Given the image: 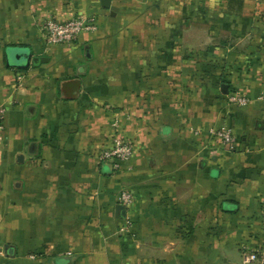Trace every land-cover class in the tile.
<instances>
[{
	"label": "crops",
	"instance_id": "obj_1",
	"mask_svg": "<svg viewBox=\"0 0 264 264\" xmlns=\"http://www.w3.org/2000/svg\"><path fill=\"white\" fill-rule=\"evenodd\" d=\"M100 1L0 0V264H239L264 202V0ZM77 16L96 30L48 47L44 22ZM115 135L119 170L97 160Z\"/></svg>",
	"mask_w": 264,
	"mask_h": 264
},
{
	"label": "built area",
	"instance_id": "obj_2",
	"mask_svg": "<svg viewBox=\"0 0 264 264\" xmlns=\"http://www.w3.org/2000/svg\"><path fill=\"white\" fill-rule=\"evenodd\" d=\"M96 23L93 17L77 16L68 20L60 21L55 18H48L43 24V38L48 47L51 46H70L80 34L84 32H94ZM249 98L238 93H231L228 96V102L235 106H246ZM6 108L0 106V143L3 141L5 131L4 118ZM112 127H116L114 122ZM195 132L194 134H197ZM207 134L221 141L224 147L233 149L235 146L231 129H208ZM133 155V145L127 139L115 135L111 139V147L100 151L97 155L98 161H110L114 170L121 169L126 165ZM133 198L128 191H121L117 196V203L123 205L126 209L132 204ZM132 222L128 217L123 219L117 232L119 234L128 233ZM239 264H264V202L260 211V233L257 245H244L240 251Z\"/></svg>",
	"mask_w": 264,
	"mask_h": 264
},
{
	"label": "water",
	"instance_id": "obj_3",
	"mask_svg": "<svg viewBox=\"0 0 264 264\" xmlns=\"http://www.w3.org/2000/svg\"><path fill=\"white\" fill-rule=\"evenodd\" d=\"M101 6L104 8L109 7L110 0H101ZM7 64L17 67L36 66L39 63L46 62L47 58L32 57L30 50L27 48H11L6 50ZM223 92H226L225 86H222ZM19 158V157H18ZM21 158V157H20ZM115 215L118 219H125L126 208L123 205L115 207Z\"/></svg>",
	"mask_w": 264,
	"mask_h": 264
},
{
	"label": "rangeland",
	"instance_id": "obj_4",
	"mask_svg": "<svg viewBox=\"0 0 264 264\" xmlns=\"http://www.w3.org/2000/svg\"><path fill=\"white\" fill-rule=\"evenodd\" d=\"M235 93H237V92H235ZM229 95H231V93H229V94H227L226 96H225V101H226V103H227V105H231V106H235V105H233V104H230L229 102H228V96ZM250 100V99H249ZM250 102V101H249ZM235 107H239V106H235ZM242 107H245V106H242ZM223 127H220V128H215V127H212V129H222ZM216 141H218L221 145H222V143H221V141H219L218 139H215ZM236 143V142H235ZM222 150L224 149V150H227V151H230V152H234V150H235V147L236 146H234V148L233 149H228L227 147H224L223 145H222Z\"/></svg>",
	"mask_w": 264,
	"mask_h": 264
}]
</instances>
